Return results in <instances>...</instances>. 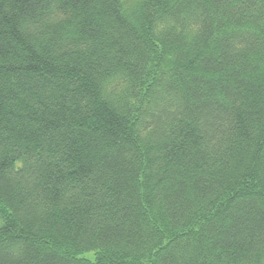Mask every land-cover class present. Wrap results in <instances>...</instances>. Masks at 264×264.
<instances>
[{
	"label": "trees",
	"instance_id": "1",
	"mask_svg": "<svg viewBox=\"0 0 264 264\" xmlns=\"http://www.w3.org/2000/svg\"><path fill=\"white\" fill-rule=\"evenodd\" d=\"M0 264H264V0H0Z\"/></svg>",
	"mask_w": 264,
	"mask_h": 264
}]
</instances>
